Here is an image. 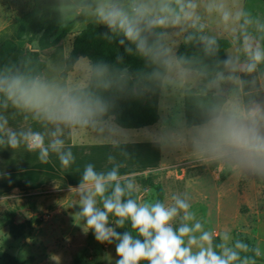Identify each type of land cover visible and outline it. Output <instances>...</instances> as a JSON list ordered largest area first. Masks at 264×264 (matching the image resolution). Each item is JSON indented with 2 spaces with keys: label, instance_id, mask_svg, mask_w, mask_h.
Segmentation results:
<instances>
[{
  "label": "clouds",
  "instance_id": "1",
  "mask_svg": "<svg viewBox=\"0 0 264 264\" xmlns=\"http://www.w3.org/2000/svg\"><path fill=\"white\" fill-rule=\"evenodd\" d=\"M40 13L77 34L105 26L103 39L144 66L130 70L119 53L117 63L73 57L68 45L7 61L0 65V146L36 152L44 164L55 154L68 168L75 157L66 135L74 142L87 134L126 156L124 146L146 141L165 157L212 168L214 177L226 171L264 185V15L240 0H41ZM181 44L194 51L179 53ZM123 98H155L157 123L121 126ZM107 159L109 170L88 163L79 186L69 188L79 197L73 215L84 234L116 242L115 264H258L264 256L228 230L217 241L187 192L141 201L136 173L121 175L122 165ZM128 222L129 231H116Z\"/></svg>",
  "mask_w": 264,
  "mask_h": 264
},
{
  "label": "rangeland",
  "instance_id": "2",
  "mask_svg": "<svg viewBox=\"0 0 264 264\" xmlns=\"http://www.w3.org/2000/svg\"><path fill=\"white\" fill-rule=\"evenodd\" d=\"M240 3L264 15V1L240 0ZM28 12L39 15L35 0H0V45L7 38H16L20 18ZM76 33V28L71 29L57 45L46 49H41L38 40L32 44L18 41V49L9 60L18 58L25 47L39 53L53 49L52 54L65 45L72 48ZM14 125L20 126L21 122L16 120ZM65 140L66 148L75 157L68 168L61 166L55 154L44 164L36 152L20 148L14 153L0 146V264H11L2 252L18 257L20 264H114L116 243H99L91 231L84 234L83 222L73 215L79 211V205L75 204L79 197L69 188L79 186L88 163L97 171L109 170L112 167L109 155L122 165L121 175L154 174L155 182L165 190L163 200L172 193L187 192L192 210L208 221L206 228L216 233L217 239L228 230L234 238L244 239L264 252V185L232 177L226 171L214 177L212 168L165 157L146 141L124 146L129 153L126 156L121 149L87 134L77 136L74 142L66 135ZM137 183L141 201L157 198L154 188L142 186L139 180Z\"/></svg>",
  "mask_w": 264,
  "mask_h": 264
},
{
  "label": "trees",
  "instance_id": "3",
  "mask_svg": "<svg viewBox=\"0 0 264 264\" xmlns=\"http://www.w3.org/2000/svg\"><path fill=\"white\" fill-rule=\"evenodd\" d=\"M35 3L39 9V15L35 16L33 12L25 13L20 18L16 38H7L1 43L0 65L6 63L17 51L18 41H25L27 44H32L34 41L38 40L41 49H46L57 45L70 32L71 29L69 30L67 28H62L61 31L58 32L61 27L57 23L55 16L52 14H41V0H35ZM107 31L108 29L103 25H90L87 29L77 34L73 42L72 56H87L93 61L102 59L109 63H117L116 57L119 53V55H121L124 59V66L129 67L132 71L142 69L144 62L141 58L135 54L130 55L126 53L124 51L125 46H121L118 41L109 43L103 39L102 34ZM221 44L222 50L220 56L221 58H224L226 56V53L223 50L225 42L221 41ZM28 51L29 54H39L38 51L30 50L25 47L19 57L28 54ZM178 51L179 53L190 54L194 51V49L182 44ZM117 112V122L125 128L140 129L157 123L159 119L155 98L144 100L123 98L118 101ZM154 177L155 175L152 173H149L147 176L136 175V179L142 183V186L154 188L157 192V197L163 200L165 190L162 184L155 182ZM136 196L139 198L138 193H136ZM110 219H114V217H110ZM28 223L31 224V221ZM129 224L130 222L126 224L125 228H117L116 231L121 234L128 231ZM14 227L15 224H12V230ZM14 235L16 234L14 233ZM2 254L8 258L11 264H20L18 257L10 255L6 252H2ZM257 259L258 262H264V256Z\"/></svg>",
  "mask_w": 264,
  "mask_h": 264
},
{
  "label": "crops",
  "instance_id": "4",
  "mask_svg": "<svg viewBox=\"0 0 264 264\" xmlns=\"http://www.w3.org/2000/svg\"><path fill=\"white\" fill-rule=\"evenodd\" d=\"M77 34V33H76ZM76 36V35H75ZM72 49V48H71Z\"/></svg>",
  "mask_w": 264,
  "mask_h": 264
}]
</instances>
